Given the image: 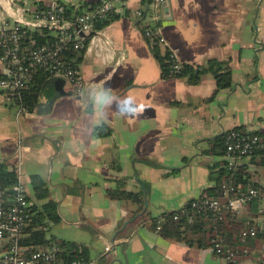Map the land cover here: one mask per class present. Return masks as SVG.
<instances>
[{"label":"crops","instance_id":"crops-1","mask_svg":"<svg viewBox=\"0 0 264 264\" xmlns=\"http://www.w3.org/2000/svg\"><path fill=\"white\" fill-rule=\"evenodd\" d=\"M101 1L0 0V26L26 24L39 8L89 12ZM151 4L127 0L114 11L119 19L94 34L98 47L89 43L77 65L80 92L51 78L35 111L21 113L0 90V163L20 170L32 201L31 178L44 180L60 216L53 236L87 246L92 264L263 262L264 237L252 239L243 255L230 251L229 260L212 248L175 241L151 224L214 187L216 165L249 167L251 181L264 188V166L252 163L259 158L206 153L210 140L237 129L264 135V0H168L156 21ZM143 16L181 63L228 62L233 86L212 99L216 81L210 74L198 85L163 79L141 29ZM9 67L0 62V77ZM128 97L135 104L123 107ZM120 184L142 194L144 205L110 199L108 191ZM238 218L257 228L264 222L249 206Z\"/></svg>","mask_w":264,"mask_h":264},{"label":"trees","instance_id":"trees-1","mask_svg":"<svg viewBox=\"0 0 264 264\" xmlns=\"http://www.w3.org/2000/svg\"><path fill=\"white\" fill-rule=\"evenodd\" d=\"M100 4L101 2L97 5H93L89 12L75 11L74 8L63 5L55 8V10L64 19L74 20V18L81 14L96 11L100 7ZM51 9L52 8H39L37 11L42 12ZM144 16L148 17L146 11L144 12ZM144 16L140 21V24L144 25L141 29L145 35L147 31L151 32V37L146 38L154 57L158 61L163 79H185L190 85H198L201 83L204 76L210 74L216 81V90L212 99L221 90L230 89L233 86L232 69L228 62L212 59L205 65L179 63L173 57V53L169 48L163 49L160 42L161 36L156 28L157 25L154 23L144 24ZM117 19H119V16L112 11L103 17H96L92 35L97 31L104 29L107 25ZM22 32V54L30 53L35 46L48 45L56 47L62 46L63 44L64 33L60 30L47 27L33 30L30 28H23ZM84 52L85 50L77 51L73 48V45H68L67 49L63 51L62 56L73 66L78 67L77 65L80 63ZM79 54L80 56L77 57ZM176 65L179 67L176 68ZM51 78L52 77L45 69H38L34 72L32 82L21 94L23 106L26 111H35L38 107L40 94L46 88L47 82ZM236 131L239 130L237 129ZM240 132L245 133L243 131ZM260 136L264 137V135ZM227 137L228 134H225L210 140L208 143L212 150L206 153L214 156H227ZM251 156L255 159L259 158L258 161H252L253 164L256 163L264 166V148L257 149ZM148 162L153 166L157 165L153 162ZM225 163L229 162L227 161ZM211 176V178L216 181V185L207 189L200 197V201L211 199L225 201L223 185L227 182L231 183L236 189L239 188L242 191H248L249 188L261 189L257 183L251 181L252 177L249 172V167L246 168V166H241L239 170H235L230 166H227V168H221V165H216ZM31 182L35 201H32L29 196L27 198L32 201V222L24 231V236L21 239V246L26 248L27 252L57 246L59 250L56 253L54 261L50 264H73L74 262H79L80 264H92V254L87 246L76 242L57 240L50 236V226L52 223H58L60 221L58 204L49 199V188L41 177L33 176ZM121 183L124 184V182ZM18 184L19 176L17 169L6 162L0 163V206L4 209H9L15 204L17 197L15 188ZM122 187L124 186L120 184L119 188L108 191V197L112 200L127 199L133 201L139 206L144 205L142 194L128 192L122 189ZM261 203L262 200L256 198L246 207L249 206L251 213L259 216L262 209ZM186 209L187 213L179 215L177 219L174 218L175 211L163 214L152 221L151 228L156 230L160 224V234L170 233L175 241L183 242L191 246H198L199 248H214L213 241L219 238L222 241L221 245L223 249V253L220 256L224 257H226L230 251L235 253L236 250L243 255L247 249L246 247L251 243L250 241L252 239H261L264 237V233H262L256 226H253V222L248 223L246 219L240 220L237 213L224 210L222 219L217 220L214 213L205 206H202L201 209H199L193 207L192 202H190L188 206H186ZM191 218L193 222L190 221ZM253 227L258 229L256 237L248 238L245 241L246 243L242 242L243 231L246 229L249 230ZM100 258H102V256H100ZM263 262L260 261L257 264H264Z\"/></svg>","mask_w":264,"mask_h":264},{"label":"built area","instance_id":"built-area-1","mask_svg":"<svg viewBox=\"0 0 264 264\" xmlns=\"http://www.w3.org/2000/svg\"><path fill=\"white\" fill-rule=\"evenodd\" d=\"M126 1L102 0L96 11L81 14L74 20L64 19L53 8L47 11L35 12L32 20L26 24L17 22L12 27L7 24L0 26V62H6L10 66L9 74L0 77V90L6 92L10 101L16 104L21 113H28L23 106L21 94L29 87L33 80V74L38 69H45L52 78L66 80L73 86L74 90L80 92L84 86L81 71L63 58V51L67 49L68 45H73V48L77 51L86 49L89 43L98 47V43L92 35L96 17H103L111 11L114 12L117 6L125 4ZM164 2L166 0H152V20H158V12ZM138 14L139 16L142 15L141 12ZM34 26L62 31L64 33L62 46H35L30 53L22 54V30ZM146 36L150 38L151 32L147 31ZM160 42L162 46L166 45L162 37ZM172 53L173 57L180 63L176 54ZM178 67L176 65V68ZM260 148H264V137L258 134L242 133L240 131H233L228 134L226 149L229 156H251ZM17 172L19 184L15 188L17 192L15 204L9 209L0 206V264H50L54 261L59 250L57 246L29 252L21 246L24 231L32 222V201L27 198V192L21 183L20 170L18 169ZM223 189L225 201L215 199L200 201V198H198L191 201L192 206L199 209L205 206L214 213L217 220H221L224 210L238 214L242 208H245L254 199L259 198L264 201V188H249L248 191H242L227 182L223 185ZM186 206L175 211V219L179 215L187 213ZM260 214H262V217L264 216L262 209ZM190 221L193 222L192 218ZM258 226V229L264 233V222ZM258 229L253 227L244 230L241 240L246 241L250 237H256ZM156 230H161L160 224ZM213 242L214 248L212 250L217 255H221L223 253L222 241L214 240ZM73 264L80 263L74 262Z\"/></svg>","mask_w":264,"mask_h":264},{"label":"rangeland","instance_id":"rangeland-1","mask_svg":"<svg viewBox=\"0 0 264 264\" xmlns=\"http://www.w3.org/2000/svg\"><path fill=\"white\" fill-rule=\"evenodd\" d=\"M262 188V187H261ZM262 202H264V201H262ZM244 208H242L241 210H243ZM240 210V211H241ZM261 213V212H260ZM55 225H57V223H52V225L50 226V229H49V233H50V236H52V237H54L53 235H54V232H55ZM55 238V237H54ZM56 239V238H55ZM58 240V239H57ZM215 241H218V242H221V239H219V238H217V239H215ZM234 254H232V253H229L226 257H227V259H229V260H231V257L233 256Z\"/></svg>","mask_w":264,"mask_h":264},{"label":"clouds","instance_id":"clouds-1","mask_svg":"<svg viewBox=\"0 0 264 264\" xmlns=\"http://www.w3.org/2000/svg\"><path fill=\"white\" fill-rule=\"evenodd\" d=\"M128 100L129 102L123 105V107H128V106L135 104V99L133 97H128Z\"/></svg>","mask_w":264,"mask_h":264},{"label":"water","instance_id":"water-1","mask_svg":"<svg viewBox=\"0 0 264 264\" xmlns=\"http://www.w3.org/2000/svg\"><path fill=\"white\" fill-rule=\"evenodd\" d=\"M168 0H166V2H164L163 6H167Z\"/></svg>","mask_w":264,"mask_h":264}]
</instances>
